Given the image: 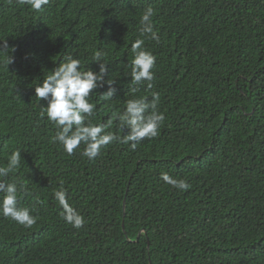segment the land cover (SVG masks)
<instances>
[{"label": "trees", "instance_id": "obj_1", "mask_svg": "<svg viewBox=\"0 0 264 264\" xmlns=\"http://www.w3.org/2000/svg\"><path fill=\"white\" fill-rule=\"evenodd\" d=\"M0 264H264V0H0Z\"/></svg>", "mask_w": 264, "mask_h": 264}, {"label": "water", "instance_id": "obj_2", "mask_svg": "<svg viewBox=\"0 0 264 264\" xmlns=\"http://www.w3.org/2000/svg\"><path fill=\"white\" fill-rule=\"evenodd\" d=\"M125 204H126V203L124 202V206H125Z\"/></svg>", "mask_w": 264, "mask_h": 264}]
</instances>
